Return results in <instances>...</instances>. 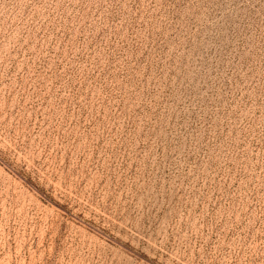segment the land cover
<instances>
[{"label": "rangeland", "instance_id": "rangeland-1", "mask_svg": "<svg viewBox=\"0 0 264 264\" xmlns=\"http://www.w3.org/2000/svg\"><path fill=\"white\" fill-rule=\"evenodd\" d=\"M0 264H264V0H0Z\"/></svg>", "mask_w": 264, "mask_h": 264}]
</instances>
